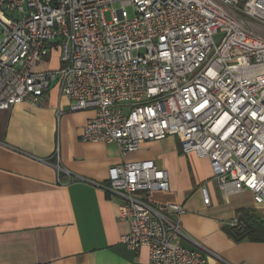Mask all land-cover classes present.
Wrapping results in <instances>:
<instances>
[{
  "label": "built area",
  "instance_id": "obj_1",
  "mask_svg": "<svg viewBox=\"0 0 264 264\" xmlns=\"http://www.w3.org/2000/svg\"><path fill=\"white\" fill-rule=\"evenodd\" d=\"M54 49L58 66L34 70ZM52 84L71 110L94 111L82 140L125 155L176 135L184 153L208 158L226 195L264 202V0H0V109L36 104ZM101 186L123 197L121 242L146 247L148 264H210L183 244L182 204L149 202L169 190L153 159L112 165Z\"/></svg>",
  "mask_w": 264,
  "mask_h": 264
},
{
  "label": "crops",
  "instance_id": "obj_2",
  "mask_svg": "<svg viewBox=\"0 0 264 264\" xmlns=\"http://www.w3.org/2000/svg\"><path fill=\"white\" fill-rule=\"evenodd\" d=\"M49 54L33 69L56 68L59 51ZM93 115L92 109L71 110L56 84L36 104L0 109V264H148L146 247L121 242L129 230L118 218L123 197L101 186L112 165L148 158L169 177V190L152 191L149 202L182 204L185 246L210 264H264V202L249 190L226 195L208 158L184 153L176 135L141 141L125 155L115 143L82 140ZM247 228L263 238L231 234Z\"/></svg>",
  "mask_w": 264,
  "mask_h": 264
},
{
  "label": "trees",
  "instance_id": "obj_3",
  "mask_svg": "<svg viewBox=\"0 0 264 264\" xmlns=\"http://www.w3.org/2000/svg\"><path fill=\"white\" fill-rule=\"evenodd\" d=\"M259 224L262 225L261 222H259ZM231 234L234 237V239L239 240L245 236H249L251 239H256V238H263V235L260 234H255L252 229L250 230L249 228L244 229V230H236V231H232L231 230Z\"/></svg>",
  "mask_w": 264,
  "mask_h": 264
},
{
  "label": "rangeland",
  "instance_id": "obj_4",
  "mask_svg": "<svg viewBox=\"0 0 264 264\" xmlns=\"http://www.w3.org/2000/svg\"><path fill=\"white\" fill-rule=\"evenodd\" d=\"M116 7H119V2H115L108 10H106L105 12H104V17H105V19L106 20H110V18H111V10L112 9H114V8H116ZM125 9L127 10V12H128V14L129 15H131L132 14V8H131V6H129V5H126L125 6ZM48 55H50V54H48ZM48 58H49V56H48ZM127 154V153H126ZM127 161V160H126ZM129 161V160H128ZM238 264H250V263H248V262H246V261H242V262H240V263H238Z\"/></svg>",
  "mask_w": 264,
  "mask_h": 264
}]
</instances>
